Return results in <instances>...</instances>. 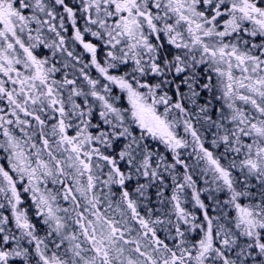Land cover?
<instances>
[{
	"label": "snow or ice",
	"instance_id": "snow-or-ice-1",
	"mask_svg": "<svg viewBox=\"0 0 264 264\" xmlns=\"http://www.w3.org/2000/svg\"><path fill=\"white\" fill-rule=\"evenodd\" d=\"M0 264H264V0H0Z\"/></svg>",
	"mask_w": 264,
	"mask_h": 264
}]
</instances>
